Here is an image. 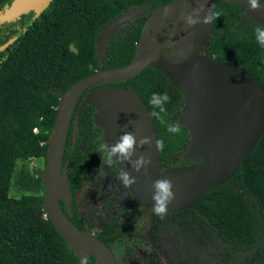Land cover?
Returning a JSON list of instances; mask_svg holds the SVG:
<instances>
[{
	"label": "trees",
	"instance_id": "trees-1",
	"mask_svg": "<svg viewBox=\"0 0 264 264\" xmlns=\"http://www.w3.org/2000/svg\"><path fill=\"white\" fill-rule=\"evenodd\" d=\"M13 1L0 0V15H7ZM172 1L52 0L42 9L35 8L15 19H0V48L16 38L0 51V264H81L82 260L94 264L93 252L76 254L55 228L44 208L45 183L42 195L14 198L10 196L12 177L18 161L43 158L46 167L61 95L96 71L128 65L148 18ZM134 7H142L143 11L110 37L103 53L96 42L99 31ZM213 11L220 15L212 21L209 38L198 51L244 69L264 91V47L255 36V29L262 25L236 4L217 2ZM180 15L172 16L168 27H174ZM106 87L133 89L148 107L163 144L161 171L202 160V156L190 158L184 154L191 139L188 128L181 123L184 95L160 70L148 67L130 80L101 88ZM153 93L169 95L165 112L150 103ZM85 94L71 121L62 166L61 178L67 174L69 180L71 210L60 199L67 216L82 230L86 221L78 209V193L102 174L119 173L116 164L108 167L102 163L99 146L106 139L97 123V108H84L75 134L77 111ZM172 126L179 130L169 131ZM44 170L37 172L41 180ZM152 220L154 239L167 222H172L206 242L202 230L207 227L234 250L257 249L259 254L245 264H264V133L227 183L198 198L193 209L168 213L163 218L153 214ZM130 229L134 230L132 220L116 215L101 223L96 236L117 256ZM150 258L154 264L155 255Z\"/></svg>",
	"mask_w": 264,
	"mask_h": 264
},
{
	"label": "water",
	"instance_id": "water-1",
	"mask_svg": "<svg viewBox=\"0 0 264 264\" xmlns=\"http://www.w3.org/2000/svg\"><path fill=\"white\" fill-rule=\"evenodd\" d=\"M52 0H14L7 15L12 20L35 8L42 9ZM217 2L240 6L249 18L264 25V2L259 10L250 9L247 0H175L157 8L143 26L133 60L126 66L96 71L74 83L61 95V102L49 141L45 183L44 208L60 235L81 256L95 254L94 264H117L111 248L96 235L80 229L62 208L63 199L71 210V191L67 174L62 178V166L71 121L80 98L75 134L82 111L87 105L98 109L97 123L103 128L106 142L116 143L124 132H133L137 140L150 137L151 143L137 146L133 160L150 157L147 169L136 172L130 163H116L136 177L127 187L134 200L153 206L152 184L161 177L172 180L176 199L168 213L193 209L194 202L209 190L227 183L240 169L264 133V91L255 78L242 68L202 55L198 50L209 38V24L190 27L180 18L168 27L172 16L199 7L214 8ZM142 7L126 10L107 23L97 34V46L104 53L110 37L124 24L135 19ZM206 13L201 14V19ZM7 42L0 51L10 46ZM153 67L167 76L184 95L181 123L190 132V142L184 154L202 156L196 164L160 169L157 130L151 112L140 96L124 87L102 86L130 80L146 68Z\"/></svg>",
	"mask_w": 264,
	"mask_h": 264
},
{
	"label": "rangeland",
	"instance_id": "rangeland-1",
	"mask_svg": "<svg viewBox=\"0 0 264 264\" xmlns=\"http://www.w3.org/2000/svg\"><path fill=\"white\" fill-rule=\"evenodd\" d=\"M45 169L43 158L18 161L12 177L10 196H39L43 194L38 171ZM117 174H102L86 185L77 195L80 215L86 221L85 230L98 234L101 223L109 217L125 215L134 224V230L125 234L124 243L117 253L118 264H245L259 254L257 249L237 251L224 243L207 227L202 238L194 232L167 222L157 239L152 233L153 206L133 199L127 187L117 180ZM43 178V176H42ZM131 236V240L128 237Z\"/></svg>",
	"mask_w": 264,
	"mask_h": 264
},
{
	"label": "clouds",
	"instance_id": "clouds-1",
	"mask_svg": "<svg viewBox=\"0 0 264 264\" xmlns=\"http://www.w3.org/2000/svg\"><path fill=\"white\" fill-rule=\"evenodd\" d=\"M250 9L253 11L261 8L260 0H247ZM206 13L201 19V14ZM219 13L212 10V8L206 9L205 3H200L199 7L194 9H188L181 12L180 19L184 20L190 27H194L197 24H209L219 17ZM255 36L257 43L264 47V26H259L255 29ZM170 101V97L167 93H153L150 98V103L154 108L159 109V112H165V105ZM158 113L154 112L153 115ZM171 132L179 130L178 126H172L168 129ZM150 137H141L137 140V135L133 132H124L120 135L116 143L109 145L107 142L101 143L99 146V153H102V163L108 167L113 166L116 163L128 162L136 172H140L141 169H147V166L151 164L150 157L139 156L133 160V156L136 153L137 146H143L144 144H150ZM157 148L162 150V142H157ZM117 180L122 182L124 187H130L137 182L136 177H133L131 173L120 170ZM174 185L171 179L161 177L156 179L152 184L154 201L152 211L158 217H165L169 211V205L176 199V195L173 191ZM81 264H86V261L82 260Z\"/></svg>",
	"mask_w": 264,
	"mask_h": 264
},
{
	"label": "flooded vegetation",
	"instance_id": "flooded-vegetation-1",
	"mask_svg": "<svg viewBox=\"0 0 264 264\" xmlns=\"http://www.w3.org/2000/svg\"><path fill=\"white\" fill-rule=\"evenodd\" d=\"M168 25H169V23H168ZM138 42H139V41L135 42L136 46H137Z\"/></svg>",
	"mask_w": 264,
	"mask_h": 264
}]
</instances>
